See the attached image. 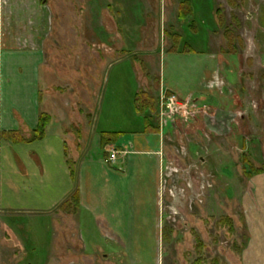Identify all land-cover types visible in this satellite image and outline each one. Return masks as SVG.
<instances>
[{
	"label": "rangeland",
	"instance_id": "374dc122",
	"mask_svg": "<svg viewBox=\"0 0 264 264\" xmlns=\"http://www.w3.org/2000/svg\"><path fill=\"white\" fill-rule=\"evenodd\" d=\"M31 1L0 0V26L7 15L20 25L23 9L34 3L40 17L43 0ZM181 1H45V107L77 117L96 110L102 90L98 127L119 129L131 125L138 92V107L146 109L151 128L165 126L169 165L160 187L157 262L144 244L135 247L138 261L97 247L85 254L78 245L68 247L72 253L62 247L71 256L63 253L61 264H245L247 238L264 239V226L247 230L242 214L243 207L264 205V0H195L196 38L189 34L193 20L178 18ZM187 37L206 63L210 96L199 105L205 113L193 101L197 95L179 98L160 83L161 72L176 70L169 66L179 58L170 54L182 51Z\"/></svg>",
	"mask_w": 264,
	"mask_h": 264
},
{
	"label": "crops",
	"instance_id": "0c3cea01",
	"mask_svg": "<svg viewBox=\"0 0 264 264\" xmlns=\"http://www.w3.org/2000/svg\"><path fill=\"white\" fill-rule=\"evenodd\" d=\"M45 1L39 5L40 17L37 3L25 5L27 16L22 15L20 25L7 15L5 26L3 17L0 26V264H61L62 254L71 256L75 250L68 247L78 245L85 254L97 247L100 252L132 254L138 261L135 247L143 244L152 247L149 256L157 262L164 214L160 187L165 183L164 169L169 168L165 126L151 128L146 111L133 106L128 127H98L102 90L96 110L77 117L45 107L48 96H42L40 86L43 43L50 26ZM185 2L192 14L180 19L179 10L178 18L193 20L189 34L196 38L197 2L182 0L179 7ZM37 28L42 35L35 33ZM200 51L188 37L183 39V50L170 54L179 58L169 66L176 70L168 76L163 71L160 78L163 91L186 99L197 95L193 101L198 107L210 96L204 88L206 63L199 59ZM43 115L48 117L44 134L33 140ZM116 133V139L103 145V134ZM112 153L115 158L110 160ZM243 211L247 230L263 229L264 205ZM257 238H247L245 264L259 260L264 264V239Z\"/></svg>",
	"mask_w": 264,
	"mask_h": 264
},
{
	"label": "trees",
	"instance_id": "16d2710c",
	"mask_svg": "<svg viewBox=\"0 0 264 264\" xmlns=\"http://www.w3.org/2000/svg\"><path fill=\"white\" fill-rule=\"evenodd\" d=\"M192 14V10L190 8V4L188 2H185L183 3L181 6H180V13H179V18H188L190 17ZM217 14H220L219 11L217 12ZM140 94H137L136 97H135V108L138 112H143L145 111L146 109H141L139 108L137 102H138V98H140ZM47 121H48V117L47 116H41L40 120H39V124H38V127L37 129L34 131L33 133V140H38L40 139L42 136H43V131H44V128L47 124ZM118 133L116 134H103L101 137H102V143L103 145L107 144L109 141L108 140H114L118 137ZM32 140V139H31ZM260 172V171H259ZM72 199H73V203L75 204V207L78 206V201H79V198L77 196V194L73 195L72 196Z\"/></svg>",
	"mask_w": 264,
	"mask_h": 264
},
{
	"label": "built area",
	"instance_id": "2783aa9c",
	"mask_svg": "<svg viewBox=\"0 0 264 264\" xmlns=\"http://www.w3.org/2000/svg\"><path fill=\"white\" fill-rule=\"evenodd\" d=\"M175 100H176L175 97H172L171 99H169V100H168L169 104L166 106V108H167V109H171V106L174 105ZM114 158H115V153H112V154L110 155V160H113Z\"/></svg>",
	"mask_w": 264,
	"mask_h": 264
}]
</instances>
